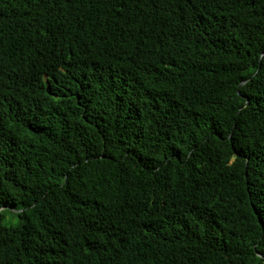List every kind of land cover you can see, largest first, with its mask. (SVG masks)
I'll use <instances>...</instances> for the list:
<instances>
[{"label": "trees", "instance_id": "trees-1", "mask_svg": "<svg viewBox=\"0 0 264 264\" xmlns=\"http://www.w3.org/2000/svg\"><path fill=\"white\" fill-rule=\"evenodd\" d=\"M0 264H264V0H0Z\"/></svg>", "mask_w": 264, "mask_h": 264}]
</instances>
